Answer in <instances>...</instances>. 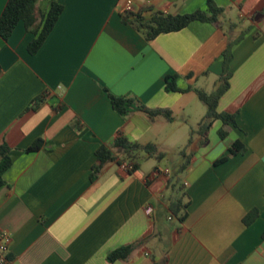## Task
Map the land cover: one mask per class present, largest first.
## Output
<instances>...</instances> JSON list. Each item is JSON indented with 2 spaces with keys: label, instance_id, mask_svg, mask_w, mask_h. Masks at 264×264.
Masks as SVG:
<instances>
[{
  "label": "crops",
  "instance_id": "0c3cea01",
  "mask_svg": "<svg viewBox=\"0 0 264 264\" xmlns=\"http://www.w3.org/2000/svg\"><path fill=\"white\" fill-rule=\"evenodd\" d=\"M58 1L63 9L35 53L27 49L35 34L22 21L7 39L0 36V142L11 157L0 187L8 264H264V1L213 0L223 9L222 27L195 20L151 40L122 20L126 0ZM131 1L149 16L190 13L206 0ZM6 2L0 0V14ZM37 6L46 10L48 0ZM229 23L235 26L227 30ZM234 39L217 111L234 113L235 125L216 119L204 143L194 133L187 144L206 106H198L193 90L166 91L165 77L179 75L180 88L213 90ZM105 90L168 109L173 119L121 116ZM39 95L40 104L26 109ZM190 120L195 125L175 170L150 165L156 158L141 153L133 171L109 161L91 179L101 144L122 135L154 143L164 158L176 128ZM37 139L40 147L27 151ZM234 140L245 151L229 154ZM182 194L188 205L180 220L170 204ZM135 242L126 259L107 260L109 251Z\"/></svg>",
  "mask_w": 264,
  "mask_h": 264
},
{
  "label": "trees",
  "instance_id": "16d2710c",
  "mask_svg": "<svg viewBox=\"0 0 264 264\" xmlns=\"http://www.w3.org/2000/svg\"><path fill=\"white\" fill-rule=\"evenodd\" d=\"M38 0H7L1 14H0V36L3 39H7L17 23L22 21L27 31H31L35 34V37L29 42L27 49L30 53H35L49 32L55 25L63 6L58 0H48V7L46 10L41 11L37 6ZM148 9V8H147ZM143 9L132 10L130 12L122 13L121 17L124 22L132 24L137 31L141 32L147 40L153 39L155 36L161 33H167L171 31H177L187 26L192 21H204L213 25L222 27L223 22L219 21V16L223 9L217 6L213 0H206L203 8L196 9L190 13H164L161 11H154L149 16L142 15ZM261 14H264V5L260 10ZM235 23L227 24V30L233 28ZM240 39V37L238 38ZM234 39L228 41L226 48L222 52V72L218 76L215 88L209 92L188 86L186 88H180L177 86L176 81L179 75L169 74L165 77L166 91H187L193 90L198 98L205 104L206 112L203 117L197 123V126L190 131V136L187 144L191 142L192 135L198 134L201 137V143L206 141V133L211 127L213 121L219 119L224 125H235V114L227 111L218 112L217 103L221 95L227 90L229 86V77L231 75L229 71V62L232 57V45L238 40ZM110 100L112 108L121 116H126L131 112L140 111L146 114L150 119H154L158 116H163L167 120H172L173 115L170 110L163 108H148L141 103L134 96H116L105 90ZM42 96H36L32 99L26 109L36 108L42 101ZM218 134L221 138H225L227 131L219 129ZM42 143L41 139H37L28 148L27 151L36 150ZM246 147L240 140H234L229 148V154L242 153ZM10 147L3 141L0 142V187L4 185L5 180L3 173L11 165ZM143 153L146 157H155L161 159L165 154L163 152H157V147L154 143L139 144L129 141L122 135H117L110 146L101 144L95 151L96 163L92 167L91 179H93L101 167L109 161H117L118 164L126 162L131 164V171L137 168L138 159ZM181 155H184V149L180 150ZM226 160V156H223L215 161V164L221 163ZM186 165L181 164L179 171H181ZM183 194L176 197L171 204L170 210L173 214L179 215V219L182 220L185 216V209L188 202H183ZM256 215V210L249 212L244 218L245 223H250ZM139 242L130 243L119 246L107 253L108 261L123 260L126 259L132 250Z\"/></svg>",
  "mask_w": 264,
  "mask_h": 264
},
{
  "label": "rangeland",
  "instance_id": "374dc122",
  "mask_svg": "<svg viewBox=\"0 0 264 264\" xmlns=\"http://www.w3.org/2000/svg\"><path fill=\"white\" fill-rule=\"evenodd\" d=\"M264 0H262L260 2V4H258L259 6L261 5V3L263 2ZM231 18L233 20L237 19L236 16H231ZM238 20V19H237ZM248 20L246 21V24H247ZM203 87H206V89H209L210 86H203ZM196 102H198V106H200V108H202V110L204 111L205 110V105L199 100V99H196ZM181 120L179 119L177 121V126H178V122H180ZM195 125V122L194 120H190L188 121V125H186V128H183L181 130V126L180 125V129L179 128H176V134H174L172 137L174 138V143H175V146L173 148H170L166 154V156L162 159H149V163L150 165H159L161 167H164L165 165L166 166H169L170 169H173L175 170L176 167L178 166L180 160H181V153L179 152L182 148V146L185 144L186 142V139L188 137V126H194ZM183 131H184V134H183ZM140 162L141 163H144V160L140 159ZM168 221V220H166ZM173 222V221H172Z\"/></svg>",
  "mask_w": 264,
  "mask_h": 264
},
{
  "label": "built area",
  "instance_id": "2783aa9c",
  "mask_svg": "<svg viewBox=\"0 0 264 264\" xmlns=\"http://www.w3.org/2000/svg\"><path fill=\"white\" fill-rule=\"evenodd\" d=\"M133 10V5L131 0H126L123 4L122 13L130 12ZM121 170L126 172H131V164L126 162H121L119 164ZM147 213L151 211V207L145 209ZM11 240V234L8 230L0 227V264H8L10 259L8 256L9 253V244Z\"/></svg>",
  "mask_w": 264,
  "mask_h": 264
}]
</instances>
